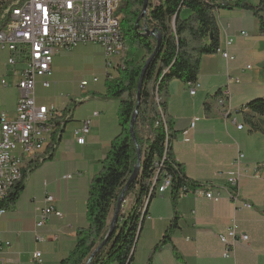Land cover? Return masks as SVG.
I'll return each mask as SVG.
<instances>
[{
    "label": "crops",
    "instance_id": "obj_1",
    "mask_svg": "<svg viewBox=\"0 0 264 264\" xmlns=\"http://www.w3.org/2000/svg\"><path fill=\"white\" fill-rule=\"evenodd\" d=\"M259 1L249 3L257 5ZM215 14L221 47L226 40L221 26L235 38L230 50L234 59L227 61L219 53L204 56L198 78L201 86L194 95L183 81H172L166 113L175 133L171 142L174 159L203 190L220 191L222 195L215 200L189 194L174 201L170 190L158 194L159 183L147 206L130 264H233L223 256L220 240L233 219L249 236L248 241L237 244L236 264H264V116L257 117L259 129L244 116L250 100L264 98V37L258 34L259 22L250 10L220 8ZM242 31L248 35L242 36ZM71 54L93 64L84 77L70 76L65 69L74 58ZM144 55V50H138L134 60ZM8 57V51L0 50V83L2 79L9 82L8 87L0 85V112L13 118L21 70L6 65ZM52 66L51 87L44 88L39 79L36 96L39 105L56 103L63 109L58 144L52 150L49 143L45 150L24 161V188L14 203H5L7 212L0 217V264H59L73 251L78 230L88 225L86 206L93 177L100 172L102 161L121 132L120 101L107 95L101 46L86 44L59 51ZM110 74L117 75V69L112 68ZM95 76L97 82L93 81ZM83 81L89 82L86 89L81 88ZM227 88L231 91L227 106H218L217 99ZM206 103L212 106L209 111ZM86 120H90V130L84 143H78L77 131ZM238 124L244 128L239 129ZM240 151L245 158L237 188L240 198L235 202L228 194L232 191L229 178L237 170ZM48 196L53 197L55 210L61 215H50L37 229V214L47 206ZM126 200L119 219L133 206L135 194ZM245 200L252 203V209L242 208ZM113 215L114 208L108 231ZM37 234L44 240L39 241ZM168 234L170 238L154 250ZM7 242L10 244L5 245ZM37 251L42 253L41 262L34 258Z\"/></svg>",
    "mask_w": 264,
    "mask_h": 264
},
{
    "label": "trees",
    "instance_id": "obj_2",
    "mask_svg": "<svg viewBox=\"0 0 264 264\" xmlns=\"http://www.w3.org/2000/svg\"><path fill=\"white\" fill-rule=\"evenodd\" d=\"M144 2L145 0H122L117 11L122 36L127 40L129 50L123 67L117 68V75L108 79L107 95L120 101L121 132L113 141L102 161L100 172L93 177L90 185L86 206L88 225L78 230L75 248L59 264H86L93 251L101 245L108 233L110 213L137 164V146L130 132V123L137 106L142 69L158 43L155 36L145 33L144 27L157 28L163 40L145 73L141 104L134 125L142 152V163L138 176L125 193L124 200L134 193L135 202L127 214L120 215L121 218L116 222L108 242L97 252L91 264L132 262L142 227L141 211L145 198L149 196L150 201L156 195L160 183L156 182L151 192L155 162L160 161L165 153V170L172 175L170 192L174 201L180 197L183 187L196 189L201 186L187 176L183 165L172 155L171 142L175 133L166 112L172 81L178 79L185 84L197 81L203 57L218 53L221 47L216 11L220 8L252 11L259 22L258 34L264 37V0H260L257 5L250 4L249 0H236L234 4L214 0H149L147 14L140 18ZM7 20V15H0V30ZM138 50H144L145 55L136 61L134 55ZM211 107V104L206 103L207 111ZM246 109L245 119L253 128L259 129L257 117L264 116V98L250 100ZM62 118L63 115L54 122L55 131L50 142L52 150L58 144L57 136L61 126L59 120ZM24 177L23 168L22 178L13 187L6 202L14 203L17 200L24 188ZM160 180L161 178L158 179ZM175 223L176 218L174 226ZM169 238V234L166 235L154 250Z\"/></svg>",
    "mask_w": 264,
    "mask_h": 264
},
{
    "label": "built area",
    "instance_id": "obj_3",
    "mask_svg": "<svg viewBox=\"0 0 264 264\" xmlns=\"http://www.w3.org/2000/svg\"><path fill=\"white\" fill-rule=\"evenodd\" d=\"M121 4L122 0H0V15H7L8 18L0 30V50L9 52L6 65L21 70V77L17 81L20 95L15 117L11 118L6 112H0V217L7 212L5 202L11 190L22 178L24 161L46 149L55 131L54 122L63 115V109L56 103H37L38 80L42 79L44 88H50L56 53L86 44L99 45L104 49L107 79H111L110 70L123 67L129 50V45L121 41V21L117 15ZM221 28L222 33H226V40L218 53L231 61L234 56L230 50L235 38L227 35L226 27ZM241 35L248 34L242 31ZM98 80L97 76L93 78L94 82ZM236 81L239 82V79ZM0 85L8 87L9 82L2 79ZM88 85V81L81 82L82 89H86ZM186 85L191 95L196 94L201 86L198 80ZM230 96V88H227L226 96L217 99V105L226 107ZM97 114L96 112L95 115ZM89 127L90 120H86L81 130L77 131L78 143H84ZM238 128L243 129L244 125L238 124ZM244 158L245 154L240 151L236 160L237 170L229 178L232 191L228 194L235 202L240 198L237 188ZM152 182H160L158 194L171 189L172 175L165 170L163 158L155 162ZM189 194H202L215 200L222 195L220 191H205L201 187L191 189L185 186L180 190V196ZM46 200L47 206L37 214V229L46 224L50 215H61L55 210L53 197L48 196ZM123 203L126 204L127 200ZM242 208L252 209L253 205L245 200ZM37 238L39 241L44 240L40 234H37ZM220 240L224 245L223 256L236 264L237 244L248 241L249 236L240 230L237 221L233 219L220 235ZM2 244L0 239V247ZM41 257L40 251L34 254L36 261L41 262Z\"/></svg>",
    "mask_w": 264,
    "mask_h": 264
},
{
    "label": "water",
    "instance_id": "obj_4",
    "mask_svg": "<svg viewBox=\"0 0 264 264\" xmlns=\"http://www.w3.org/2000/svg\"><path fill=\"white\" fill-rule=\"evenodd\" d=\"M148 6H149V0H145L144 6H143V9H142V14L140 15V18H143V17L146 16L147 10H148ZM144 31H145V33L147 35L155 36L157 38V40H158V43H157V47H156L155 51L147 59L145 65H144V67L142 69L141 77H140L139 84H138V89L139 90H138V96H137V106H136V109H135V111H134V113L132 115V119H131V123H130V132H131L132 138L135 141L136 146H137L138 161H137V164L135 165V168H134V171H133L132 175L130 176L129 180L127 181V183H126V185H125V187H124V189L122 191V193L119 196V199L117 201L116 206L114 207V215H113V218L111 220L110 227H109V231H108V233L106 235V238L101 243V245H99L93 251V253L88 258L86 264H91L92 259L97 254V252L108 242V239L110 237V234H111V232H112V230H113L116 222L119 220V214H120V210H121L122 205H123L125 193L128 190V188L131 185V183L136 179V177L138 176V174L140 172V169H141L142 152H141V149H140V147L138 145V142H137L136 134H135V131H134V125H135V122L137 120V116H138V112H139V108H140V104H141V91H142V87H143V81H144L145 73L147 71V68H148L149 64L151 63L152 59L154 58L155 54L159 50V48H160V46L162 44V40H163L162 35H161V33L159 32V30L157 28L150 29V28H148V26H145L144 27ZM145 215H146V212L144 213V216ZM144 220L145 219L143 217L141 219V225L143 224ZM133 254H134V252H133Z\"/></svg>",
    "mask_w": 264,
    "mask_h": 264
},
{
    "label": "rangeland",
    "instance_id": "obj_5",
    "mask_svg": "<svg viewBox=\"0 0 264 264\" xmlns=\"http://www.w3.org/2000/svg\"><path fill=\"white\" fill-rule=\"evenodd\" d=\"M73 58L70 65L65 67V69L69 70L68 74L70 76H77V78L84 77L86 73H89L93 68V64L87 59L76 58L75 54H71Z\"/></svg>",
    "mask_w": 264,
    "mask_h": 264
},
{
    "label": "bare ground",
    "instance_id": "obj_6",
    "mask_svg": "<svg viewBox=\"0 0 264 264\" xmlns=\"http://www.w3.org/2000/svg\"><path fill=\"white\" fill-rule=\"evenodd\" d=\"M121 41H124L125 44L129 45L128 42H127V40H125V39L123 38V36H122V32H121ZM221 91H222V90H221ZM223 96H226V89L222 92V94L219 96L218 99H220V97H223ZM166 128H167V126H166ZM166 156H167V153H165V155H164V157H163V162L165 161ZM153 183H154V184L152 185L151 192H152V190H153V188H154L156 182H153ZM159 191H160V189H159ZM151 192H150V194H151ZM148 204H149V196L145 198V205H144V208H143L142 211H141V213H142V218L144 217V219H145L146 216H147V206H148ZM145 212H146V215L144 216V213H145Z\"/></svg>",
    "mask_w": 264,
    "mask_h": 264
}]
</instances>
